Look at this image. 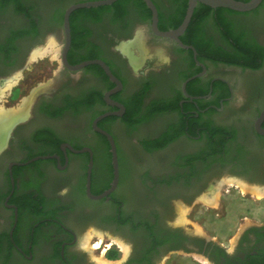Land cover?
Here are the masks:
<instances>
[{"label": "flooded vegetation", "instance_id": "1", "mask_svg": "<svg viewBox=\"0 0 264 264\" xmlns=\"http://www.w3.org/2000/svg\"><path fill=\"white\" fill-rule=\"evenodd\" d=\"M16 1L18 19H0V66L24 59L45 29L40 0ZM67 1L53 20L61 39L64 10L85 0ZM151 1L159 31L180 25L188 0ZM263 10L264 0L244 12L197 2L178 36L185 46L152 30L144 0L73 10L66 61L99 60L114 79L98 62L59 61L11 128L0 151V264H264V213L222 240L185 217L229 179L264 193ZM101 131L114 141L117 183L92 198L87 188L99 195L114 178ZM85 226L109 231L117 257L88 258Z\"/></svg>", "mask_w": 264, "mask_h": 264}, {"label": "rangeland", "instance_id": "2", "mask_svg": "<svg viewBox=\"0 0 264 264\" xmlns=\"http://www.w3.org/2000/svg\"><path fill=\"white\" fill-rule=\"evenodd\" d=\"M16 4L12 3V0L6 3H1L0 1V19L5 21H14L18 19V12H21L20 10H22L23 5L20 1H16ZM66 4H68L67 0H40L38 8L40 9L42 18L45 20V29L42 35L37 40L28 44L27 48L29 49L28 52H26V57L24 59L22 58L21 61L13 63L11 66H0L1 80L9 79L17 73L21 76H18L16 79L17 81L12 87L4 92L1 96L2 98L0 97L1 106L8 108L17 107L25 99V96L26 98L30 96L32 89L37 87L40 83L50 80L52 81L54 79L55 72L59 69V54L57 55V53L50 51L44 56L40 57L39 55L34 59L31 58V55L35 50L45 48L50 41L53 42L58 49L62 40L60 33L61 30L53 25V20H55V17L58 18L60 16V13H62ZM0 51H4V49L2 50V48H0ZM237 96L241 98L243 96L242 91H238ZM222 178H224V174L221 175L220 180H222ZM230 182L232 184H229ZM222 183L223 184H221L220 188L216 187L214 190H211V193L208 195L200 196L199 198L204 204V200L209 198L208 196H210V194L217 191L218 201L215 206L217 208H212L213 206L206 205L207 203L202 205L199 199H196L195 202H200V207L195 205V209H197L196 214L187 216L185 214L187 210L180 211L181 214L179 213V216L183 215L184 219L185 217H188L192 220L197 228L199 224H203L206 234H216L221 240L225 236L230 235L235 227L239 226L240 222H243L241 217L258 218L264 213V199H261L263 198L264 193L262 191L263 194L261 198L258 199L251 193H240L239 186L237 187L233 180L229 179ZM246 186L256 188L254 186ZM113 232L117 234L116 231ZM94 235L97 236V239H94L92 248L89 249L87 245L90 238ZM110 237H112L111 234L109 231H105V229L97 231L94 230V227L88 228L85 226L84 228L79 229L78 244L82 245L84 249H88L86 253L88 258L97 257L100 261H106L104 256L111 259L118 255L116 246L112 245L114 240H109ZM102 242L107 243L106 247L101 244ZM108 247H111V249L108 250ZM189 264L193 263L189 262Z\"/></svg>", "mask_w": 264, "mask_h": 264}, {"label": "water", "instance_id": "3", "mask_svg": "<svg viewBox=\"0 0 264 264\" xmlns=\"http://www.w3.org/2000/svg\"><path fill=\"white\" fill-rule=\"evenodd\" d=\"M116 0H85V1H79V2H75L70 4L63 13V18H62V43H60V48H59V54H60V62L62 64H64L67 68L72 69V70H78L81 67H83L84 65L91 63V62H98L100 63L105 71L107 72V74L114 79L113 75L111 74V72L109 71V69L107 68V66L99 61V60H90V61H83L81 63L75 64V65H70L68 64V62L66 61V52L67 49L69 47L70 44V28H69V14L75 10V9H79V8H89V7H96V6H102V5H109L111 3H113ZM145 3L148 5V7L151 9L152 11V21H151V28L152 30L162 36H166L172 39H175L181 46H185L184 44L181 43V41L178 39V36L185 30L190 16L192 14V11L196 5L197 2H201L203 4H206L210 7L216 8V7H225V8H229L235 11H239V12H244V11H250L252 9H254L255 7H257L260 2L262 0H246V1H242V0H188V5H187V9H186V13L184 16V19L182 20V22L180 23V25L173 29V30H168V31H159L157 29L156 26V22H157V11L156 8L154 6V4L152 3L151 0H144ZM185 85V83H184ZM264 118V108L261 111L260 114V119ZM13 126H11L12 128ZM10 128V130H11ZM10 130L7 132L6 134V138L5 141L7 140V137L10 133ZM102 133H104L111 145V150H112V160L114 163V178H113V182L111 184V186L104 191L103 193L99 194V195H92L89 192V189L87 188V193L90 197L92 198H100L103 195L109 193L110 191H112L117 183V165H116V151H115V145H114V141L113 138L111 137V135H109L108 133L101 131ZM5 145V144H4ZM3 145V146H4ZM3 147L0 148V151L2 150ZM38 157L41 158H46L48 157L47 155H41V156H37L33 159H36Z\"/></svg>", "mask_w": 264, "mask_h": 264}, {"label": "bare ground", "instance_id": "4", "mask_svg": "<svg viewBox=\"0 0 264 264\" xmlns=\"http://www.w3.org/2000/svg\"><path fill=\"white\" fill-rule=\"evenodd\" d=\"M54 47H55L54 43L50 41V43L45 48L35 50L32 53L31 58L34 59L36 56H39V55H40V57H42L45 54L49 53L50 51H53L54 53L58 54L60 44H59L58 49L56 47L55 48ZM18 76H19V73H17L16 75L12 76L9 79H5V80L3 79L0 81V83H1L0 84V97L4 94V92L6 90H8V89H10V87H12V85L17 81L16 79L18 78ZM19 77H21V76H19ZM47 83H49V81H47L46 83H40L37 87L32 89V91L30 92V96L27 98L25 96V99L23 98L24 100L17 107L8 108V107H4V106L0 105V148L3 147V145L5 144L6 134L10 130L11 126H13L17 121H19L21 119V117H23L27 113V110H28V107H29V104H30V101H31V98H32L34 92L37 89L46 85ZM229 184H232V183L230 182ZM236 185H237V183H236ZM237 186H239V188H240V191H241L240 193H242V194L251 193L253 196H255L258 199L261 198V196L263 194L260 190H258L256 188L247 187L245 184H242V183H238ZM214 193L210 194V196H208L209 198L204 200L205 203H207L206 205H211V207L216 206L217 201H218V195H217V191ZM179 213L181 214V212H179ZM179 218H180V220L183 219V215L179 216ZM99 238H101V237H99ZM115 242H117L118 245L121 246V249H124V250L126 249L125 245H123L119 240L116 239Z\"/></svg>", "mask_w": 264, "mask_h": 264}, {"label": "trees", "instance_id": "5", "mask_svg": "<svg viewBox=\"0 0 264 264\" xmlns=\"http://www.w3.org/2000/svg\"><path fill=\"white\" fill-rule=\"evenodd\" d=\"M1 3H6V2H9L10 0H0ZM242 1H246V0H242Z\"/></svg>", "mask_w": 264, "mask_h": 264}]
</instances>
